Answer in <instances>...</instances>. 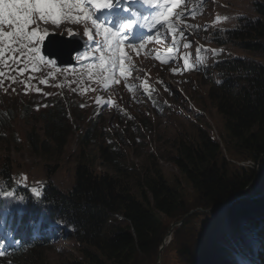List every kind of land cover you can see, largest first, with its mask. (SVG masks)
<instances>
[{
  "label": "trees",
  "instance_id": "16d2710c",
  "mask_svg": "<svg viewBox=\"0 0 264 264\" xmlns=\"http://www.w3.org/2000/svg\"><path fill=\"white\" fill-rule=\"evenodd\" d=\"M243 1L253 17H235L227 29L209 35L214 47L236 58L199 69L202 102L222 123V139L232 158L224 156L198 123L164 141L167 155L161 157L178 171L167 176L153 155L142 156L138 167L129 165L126 153L104 140L97 142L92 123L79 138L76 164L62 180L57 164L66 154L71 126L50 111L43 119V134L33 127L28 140L36 157L56 165L46 164L39 197L24 192L23 208L0 218V264H139V258L157 255L168 223L181 221L173 239L184 264H264V193L242 194L264 163V0ZM227 6L232 13L233 5ZM238 160L253 164L245 168L231 163ZM220 206H228L229 230L240 247L237 260L211 250L215 260L189 243L199 214L186 216ZM53 240L75 241L78 256L49 260Z\"/></svg>",
  "mask_w": 264,
  "mask_h": 264
},
{
  "label": "rangeland",
  "instance_id": "374dc122",
  "mask_svg": "<svg viewBox=\"0 0 264 264\" xmlns=\"http://www.w3.org/2000/svg\"><path fill=\"white\" fill-rule=\"evenodd\" d=\"M245 2L177 0L173 7L171 0H151L156 11L140 19L142 28L136 35L149 37L132 46L123 44L126 57L123 75L120 74L119 61L114 69L109 67L105 71L99 67L78 69L77 65L76 68L58 70L42 60L36 62L43 67L31 66L30 76L23 71L19 77L0 79V111L13 112L10 116L0 117V126L3 127L13 116L10 125L0 128V189L16 191L20 188L16 193L23 198L24 192L33 193L32 188L40 189V180L47 175L46 164L51 160L33 154L28 136L33 127L43 134V119L48 111L66 118L71 126L66 154L57 164L62 180H67L76 164L74 156L80 148L79 138L93 122L97 142L104 140L108 145L119 148L120 152L127 154L129 165L135 167L141 164L142 156L153 155L167 176L177 175L178 171L171 162L161 157L167 155L164 141L198 123L208 137L220 145L224 156L232 158L222 139V123L202 102L205 88L198 67L209 64L216 57L229 56L208 43L207 35L212 30L223 28L227 4L233 5L234 14L250 16L251 19L253 16L247 13L252 12L251 7ZM169 7L172 14L168 22L161 20L153 27L159 13ZM50 26L39 25L41 29L47 28L50 34L71 36L68 31L51 29ZM71 31L89 41L83 35V29L72 28ZM98 38L95 31L92 41L98 43ZM96 47L92 49L95 51ZM86 70L91 72H84ZM54 80L59 87L52 86ZM134 149L137 151L133 152ZM238 161L231 163L237 166ZM262 193L263 161L258 165L252 187L242 194L257 196ZM25 199L0 198V218L23 208ZM192 212L199 215L194 221L195 230L189 237L190 245L199 252H208L213 259L216 254L211 250L222 251L225 257L237 260L240 255L239 242L229 230L225 208ZM193 214H188L186 218ZM2 223L3 219L0 228ZM182 223H168V231L157 255L152 259L139 258V264H184L176 253L173 239ZM55 247L54 251L48 253L49 260L53 262L78 256L75 252L77 244L73 240H57ZM2 249L0 243V253Z\"/></svg>",
  "mask_w": 264,
  "mask_h": 264
},
{
  "label": "snow or ice",
  "instance_id": "6c2138e0",
  "mask_svg": "<svg viewBox=\"0 0 264 264\" xmlns=\"http://www.w3.org/2000/svg\"><path fill=\"white\" fill-rule=\"evenodd\" d=\"M150 2L151 0H145V3ZM171 3L175 7L177 0H171ZM89 5L99 11L119 6V0H116L115 5L113 0H0V62L7 65L6 54L11 60L16 61L17 52L26 53L24 58L29 62H32L33 59L42 61L44 57L41 55V45L44 44L50 33L47 28L41 29L39 27L41 23L59 27L63 22L69 20L73 23L90 21L96 34L102 36V46L95 49L96 52L100 53L98 67L105 71L109 67L114 69L117 61H119L120 74L123 75L126 71L124 68V60L126 59L123 48L126 39L124 32L132 29L135 21L128 20L122 23L118 29L113 30L103 22H98L97 19L93 18L94 13L90 11ZM171 14V7L161 11L153 27L161 20L168 22ZM169 27L171 28V25ZM68 34L73 35L74 33L69 30ZM83 35L89 41L93 40L92 32L87 27H85ZM86 55L80 56L78 59L84 60ZM187 59L186 56L185 61ZM48 63L54 64L55 61L50 60ZM91 67L93 66L90 65ZM20 71L22 73L24 70L20 69ZM4 75V72H0V77ZM31 191L39 197L40 193L36 188H32ZM0 198H13L21 201L24 199L19 197L14 189H0Z\"/></svg>",
  "mask_w": 264,
  "mask_h": 264
},
{
  "label": "water",
  "instance_id": "95a60500",
  "mask_svg": "<svg viewBox=\"0 0 264 264\" xmlns=\"http://www.w3.org/2000/svg\"><path fill=\"white\" fill-rule=\"evenodd\" d=\"M64 43H67L68 47H66L65 54L62 57H60L59 54L57 53V51L62 50V47H60V46H62ZM52 44H57V46L54 47ZM45 47H46L45 48V54L47 56H49L52 61H55L54 64L56 66L71 64V59H72L73 55L76 54L79 51V49L82 48L81 42L74 39V38H72L70 40H66L65 38L55 37V36L49 37L47 43L45 44ZM231 202H232V200L229 202V205ZM227 207L228 206L213 207L211 209V211L215 210V209L227 208ZM193 213L194 212H190L189 214H193Z\"/></svg>",
  "mask_w": 264,
  "mask_h": 264
},
{
  "label": "bare ground",
  "instance_id": "6f19581e",
  "mask_svg": "<svg viewBox=\"0 0 264 264\" xmlns=\"http://www.w3.org/2000/svg\"><path fill=\"white\" fill-rule=\"evenodd\" d=\"M85 24H75V23H73V22H71L70 20L69 21H65V22H63L62 23V25L61 26H59V27H56V26H50L51 27V29H57V30H64V31H69V30H72V28H74V29H79V28H81V29H85ZM83 37V36H82ZM21 55H23V56H25L26 54H22V53H20V52H17L16 53V57L18 58V56H21ZM5 59L6 60H8V63H7V65L6 64H4L3 62H0V72H4L5 73V75L3 76V77H0V79H2V78H15V77H19V76H21L22 75V73H21V71H20V69H23L24 71H27L26 72V74H27V76H30V74H28L29 73V71H30V68H32L31 66H33V67H38V68H41V67H43V66H40V65H37V64H35L36 63V61H35V63H34V61L32 60V62H29L27 59H25L24 57H22V59H21V61L19 62V64L17 65V60L16 61H13V60H11L10 58H9V56H8V54H6V56H5ZM8 67H11V68H13L12 69V71L14 72L13 74H10V75H8L6 72H7V68ZM63 77V76H62ZM62 79V78H61ZM59 80V78H57V81ZM63 80V79H62ZM30 85V84H29ZM58 85V84H57ZM60 85V84H59ZM36 89H38L37 87H36ZM59 101V100H58ZM57 104V103H56ZM57 106H58V104H57ZM59 106H60V103H59ZM65 106V105H64ZM69 108V107H68ZM2 231V230H1ZM237 247H238V245H237Z\"/></svg>",
  "mask_w": 264,
  "mask_h": 264
},
{
  "label": "built area",
  "instance_id": "2783aa9c",
  "mask_svg": "<svg viewBox=\"0 0 264 264\" xmlns=\"http://www.w3.org/2000/svg\"><path fill=\"white\" fill-rule=\"evenodd\" d=\"M238 164L243 166V167H245V168H247V167H251L253 163L251 161H247V162H240Z\"/></svg>",
  "mask_w": 264,
  "mask_h": 264
}]
</instances>
